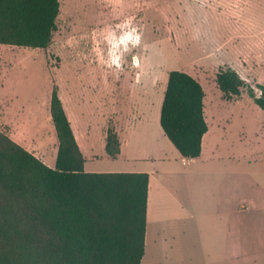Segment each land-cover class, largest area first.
<instances>
[{
    "label": "rangeland",
    "instance_id": "obj_1",
    "mask_svg": "<svg viewBox=\"0 0 264 264\" xmlns=\"http://www.w3.org/2000/svg\"><path fill=\"white\" fill-rule=\"evenodd\" d=\"M0 67H25L20 74L38 96L75 75H101L108 95L94 127L125 129L135 114L130 139L145 151H151L144 146L151 109L157 112L169 72L182 70L199 79L206 121L225 131L236 154L244 145L264 152V110L248 93L251 87L259 94L264 84V0H60L49 47L2 44ZM221 67H235L245 80L240 97H223L216 82ZM249 187L264 193V172L252 174Z\"/></svg>",
    "mask_w": 264,
    "mask_h": 264
},
{
    "label": "trees",
    "instance_id": "obj_2",
    "mask_svg": "<svg viewBox=\"0 0 264 264\" xmlns=\"http://www.w3.org/2000/svg\"><path fill=\"white\" fill-rule=\"evenodd\" d=\"M60 0H0V44L48 48ZM223 97L242 95L245 80L221 67ZM249 96L264 110V84ZM205 91L191 74L172 70L160 125L183 157L196 158L208 131ZM51 116L59 139L55 167L0 130V264H141L145 253L149 174L87 172L85 157L55 85ZM106 152L120 153L108 129Z\"/></svg>",
    "mask_w": 264,
    "mask_h": 264
},
{
    "label": "crops",
    "instance_id": "obj_3",
    "mask_svg": "<svg viewBox=\"0 0 264 264\" xmlns=\"http://www.w3.org/2000/svg\"><path fill=\"white\" fill-rule=\"evenodd\" d=\"M24 68L0 67L1 131L55 167L59 139L50 107L56 85L85 157V171L149 174L141 264H264V193L246 191L251 175L264 172L263 148L258 155L257 148L254 151L251 145H244L242 153L236 154L234 145L225 142V131L207 123L201 154L183 157L160 125L168 74L157 112L151 109V140L144 145L151 151L139 149L130 139L133 114L125 129L115 128L120 153L112 158L106 152L107 122L100 129L94 127L108 95L109 81L101 78V69L100 79L75 75L67 86L50 84L38 96L21 76ZM152 100L148 101L151 105ZM164 147L171 150L172 157Z\"/></svg>",
    "mask_w": 264,
    "mask_h": 264
}]
</instances>
